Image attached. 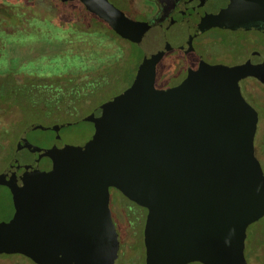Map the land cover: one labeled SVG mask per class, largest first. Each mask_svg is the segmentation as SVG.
<instances>
[{
  "label": "water",
  "instance_id": "95a60500",
  "mask_svg": "<svg viewBox=\"0 0 264 264\" xmlns=\"http://www.w3.org/2000/svg\"><path fill=\"white\" fill-rule=\"evenodd\" d=\"M59 1L78 3L142 57L131 84L87 115L22 130L0 172V254L116 264L113 188L146 210L144 264H246V229L264 217V172L258 113L239 83L264 84V58L208 64L192 41L214 28L264 34V0H187L156 26L109 0ZM173 50L186 76L158 88V64Z\"/></svg>",
  "mask_w": 264,
  "mask_h": 264
},
{
  "label": "rangeland",
  "instance_id": "374dc122",
  "mask_svg": "<svg viewBox=\"0 0 264 264\" xmlns=\"http://www.w3.org/2000/svg\"><path fill=\"white\" fill-rule=\"evenodd\" d=\"M109 1L123 12L130 14L118 0ZM135 3L140 9L143 8L141 1L136 0ZM92 23L93 21L88 16H81L78 9L67 3H60L59 0H0V80L9 76L18 83L28 82L43 94L47 93V99H58L54 110H50L47 109L48 102L34 94L32 102L36 109H31L26 105L27 98L22 101V106L18 107L20 111L16 109L7 113L0 112V129L8 127L9 140L6 138L3 145L9 144L10 141L14 150L13 147L20 133L30 123L49 126L54 122H68L83 117L94 107L119 94L131 84L141 60V51L135 44L113 36L106 29L101 37L100 33L92 30ZM56 27L62 30L59 31ZM86 32L94 35H87ZM204 34L209 37L205 38L203 43L211 47L216 46L215 48L220 51V58L226 57L223 53L224 49L229 50L230 55L236 60L246 58L253 50L259 52L264 58L263 33L250 30L235 40L215 31H208ZM6 35L12 40H6ZM214 35L224 37L223 46L218 44V39L210 38ZM97 37L102 40L104 37L109 39L110 41L102 42V46L106 47L107 44L109 47L105 49L98 47ZM88 49L90 52L103 50L104 54L100 57L98 53H88ZM67 53H81L82 64H90L93 68L91 70L80 69L78 55H73L71 60L77 58L73 60L76 66L74 69L72 64H68V67L64 68L68 70L58 74L43 70L49 62L44 55L50 54L48 55L50 59L58 60L57 64L50 65L51 69L57 70L65 67L64 62L67 57L64 58V56ZM166 56L164 63H160L157 69L159 75L156 86L159 88L163 85L176 84L184 75L183 70L181 71L183 69L181 62H175V55L167 54ZM32 63L33 69L38 67L44 73L20 72L23 66ZM7 67L13 71L8 76L4 73ZM239 84L243 97L258 113L254 148L255 156L264 172V148H262L264 143V84L254 79H247ZM14 99H16L15 96ZM11 145L8 150L0 151V169L12 153ZM109 195L112 220L119 237L116 264H144L142 231L146 211L127 200L113 188L109 189ZM263 224L264 218L251 225L249 232ZM16 255H0V264H34L26 257Z\"/></svg>",
  "mask_w": 264,
  "mask_h": 264
},
{
  "label": "flooded vegetation",
  "instance_id": "af4514ba",
  "mask_svg": "<svg viewBox=\"0 0 264 264\" xmlns=\"http://www.w3.org/2000/svg\"><path fill=\"white\" fill-rule=\"evenodd\" d=\"M118 1L130 13V14H127L124 12L127 16H129L135 20L147 22L148 24H150L152 26H156V25L161 24L165 20H167L177 10L178 6L182 2L187 1V0H139V2L141 1V3H142L141 4L143 7L142 9H140L138 7V5L135 3L136 0H118ZM60 3H62V2H60ZM65 3H69V2H65ZM214 29H218V28H214ZM210 30H208V31H210ZM219 30L223 31V33L226 36H228L230 39L235 40L239 37V36L232 37L227 33L226 30H223V29H219ZM208 31H206V32H208ZM251 31H256V30H251ZM1 32H3V31H1ZM206 32H204V33H206ZM246 32H248V31H246ZM256 32H259V31H256ZM204 33L199 35L198 37L194 38L192 41V45H193L195 51L197 52V54H199L202 57V59L208 64H223V65H228V66L240 64L243 61H245L249 57V54L252 52L251 51L246 58L241 59V60H236V58H234L230 55L229 50L223 48L224 49L223 53L226 54V57L224 59L220 58V56H219L220 51H218V49L215 48L216 46L211 47L208 44L203 43L204 39L209 37L208 35H205ZM212 37L214 39H218L217 40L218 44L220 46H223V44L221 43L222 41L220 40L221 37L210 36V38H212ZM195 41H196V43H195ZM253 51H255V50H253ZM167 54L168 55L174 54L175 55V62H177V61L181 62V65L183 66V69H181V71L183 70L182 72L184 75L182 76L180 81L177 82L176 84H174V85H163V86H161V88H167V87L175 86L178 83H180L184 79V77L186 76V62H185L184 54L180 50H173L171 52L166 53L164 55V57L160 60L159 64L164 63L165 58L167 57L166 56ZM159 64H158V67H159ZM158 67H157V69H158ZM158 75H159V70L156 71V80L158 79ZM247 79L256 80L253 77H247L245 79H242L241 81L244 82ZM256 81H258V80H256ZM243 90H244V88H243ZM68 122H70V121H68ZM140 208H142V207H140ZM142 210L146 211L144 208H142ZM262 218H264V217H262ZM260 220H258V221H260ZM257 222H255V223H257ZM255 223H253V224H255ZM253 224H251V225H253ZM251 225H249L248 228L246 229V238H245V247H244V257L246 260V264H264V224L262 226H259V228L254 229L253 231L249 232V228H251ZM248 247H249V249H248ZM0 255H6V254H0ZM9 256H11V255H9ZM190 264H193V263H190ZM195 264H199V263H195Z\"/></svg>",
  "mask_w": 264,
  "mask_h": 264
},
{
  "label": "trees",
  "instance_id": "16d2710c",
  "mask_svg": "<svg viewBox=\"0 0 264 264\" xmlns=\"http://www.w3.org/2000/svg\"><path fill=\"white\" fill-rule=\"evenodd\" d=\"M67 5H69V6H72V7H74V8H76V9H78L79 11H80V13H81V16L83 15L84 17H85V15L86 16H89L90 18H91V21H93V25H92V30H94V31H97L98 33H100V36H101V34L103 33V31L106 29V30H108L113 36H115V37H118L103 21H101L100 19H98L97 17H95L93 14H90L89 12H87L83 7H81L78 3H76V2H69V3H67ZM75 16V15H74ZM78 16V15H77ZM88 17V18H89ZM90 28V27H89ZM56 29H59L58 27H56ZM60 30H62V29H59V31ZM211 31H215V32H219V34H224L223 33V31H221V30H219V29H211L210 30V32ZM89 32H86V34L87 35H94V34H92V33H89ZM9 35V34H8ZM8 35H6L7 36V39L4 37V39H6V40H10L11 38H9L8 37ZM214 36H216V35H214ZM102 37V36H101ZM217 37H221V41H223V38L224 37H222V36H220V35H217ZM120 38V37H119ZM97 39V45H98V47L100 46V47H103V49H105V48H107V47H109V45H107L106 44V47H104V45L102 46V42H104L105 43V41L107 42L109 39H105V37H104V39L102 40L101 38L99 39V37H97L96 38ZM5 40V41H6ZM12 40V39H11ZM5 41H4V43H5ZM110 41V40H109ZM222 43V42H221ZM223 44V43H222ZM140 50V49H139ZM141 51V50H140ZM88 53H91V54H93V53H98L99 55H100V57H101V55H103L104 54V51L103 50H100V52H95L94 50L92 51V52H90L89 51V49H88ZM50 54H52V53H50ZM50 54H46V55H44L45 56V58L47 57L48 59H49V62H48V64L47 65H45V67L43 68V70H49V73H51V74H58V73H61V72H66L65 70H68V69H64V68H66V67H68V64H72V67H73V69L76 67L75 66V62L73 61L74 59H77V58H79V68L80 69H82V70H91L92 68H93V66L92 65H86V64H82V62H81V59L83 58V56H82V58H81V53H79V54H77V53H74V54H69V53H67L65 56H64V58H66L65 59V62H64V66L65 67H61V68H59V69H57V70H53V68L51 69V67H50V65H53L54 63L55 64H57L58 63V60H55V59H50L49 58V56H50ZM49 55V56H48ZM59 55H60V53H59ZM73 55H78L77 56V58H73V60H71L72 59V57H74ZM93 56H95L96 58H98L96 55H93ZM108 57V56H107ZM141 57H142V53H141ZM71 58V59H70ZM43 59V58H42ZM70 59V60H69ZM34 61V60H33ZM73 61V62H72ZM34 63V62H33ZM33 63L32 64H28V65H26V66H23V68L20 70V72L22 71H24V72H28L29 74H42V73H44V71L43 70H40V69H38V67H34V69L32 68V66H33ZM50 67V68H49ZM77 69H78V67H77ZM79 69V70H80ZM4 71V70H3ZM12 72L13 71H11V70H9L8 69V67L5 69V72L4 73H6V76H8V75H11L12 74ZM19 72V71H18ZM2 73V72H1ZM78 92H76V94H77ZM36 95V96H39V98L40 99H43L44 101H47L48 102V107H47V109H50V110H54V107H56V103L58 102L57 100L58 99H56V100H51V99H47V97H48V95H47V93H45V94H43V92H41V91H39V90H37V89H35L34 87H33V85H31V84H29L28 82H25V83H18L17 81H14L13 79H11V78H9V76L7 77V78H3V79H1L0 80V112H4V113H7V112H9V111H14V110H19V108L18 107H21L22 106V104L21 103H23L22 101L24 100V99H27V102H26V105L28 106V107H30L31 109H36V106L33 104V102L32 101H34V100H32V96L33 95ZM78 95H79V93H78ZM14 96L16 97V99H14ZM18 99V100H17ZM39 108V107H38ZM20 111V110H19ZM80 118H82V117H78V118H75V119H73V120H71V121H76V120H78V119H80ZM54 124H55V122H54ZM52 125V124H51ZM8 127H1V129H0V151H4V150H8V148H9V145H11L12 143H10V141H9V144H7V145H3V141L7 138L8 139ZM9 140V139H8ZM14 148V147H13ZM262 148H264V143L262 144ZM11 149H12V145H11ZM13 149H12V153H11V155H10V157H9V159L6 161V163H5V165L8 163V161L10 160V158L12 157V154H13ZM5 165H3V167L0 169V172L2 171V169L5 167ZM17 256V255H16Z\"/></svg>",
  "mask_w": 264,
  "mask_h": 264
}]
</instances>
